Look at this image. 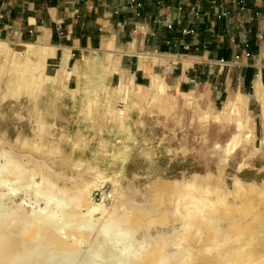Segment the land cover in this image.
<instances>
[{"label": "rangeland", "instance_id": "374dc122", "mask_svg": "<svg viewBox=\"0 0 264 264\" xmlns=\"http://www.w3.org/2000/svg\"><path fill=\"white\" fill-rule=\"evenodd\" d=\"M54 60L46 61L31 43L0 41V163L4 161L1 152L7 151L25 169L49 165L50 171L62 174L53 176L57 184L67 187L100 172L103 183L92 189L90 197L107 209L122 199L125 204L153 202L158 211L168 208L171 212V196L156 190L160 181L209 175V186L226 192L239 178L257 185L244 192L262 198L256 209L264 211V87L238 89L239 73L225 72L211 88L200 86L183 93L165 89L156 94L152 87H134L125 75L121 87L110 92L97 90L91 79L95 87L88 96L71 82L67 88ZM232 142L234 147L228 149ZM34 181H41L40 174ZM114 183L122 190L119 198ZM7 184H17L18 189L0 198V220L20 202L27 210V202L35 199L44 206L46 189L35 196L34 185L26 180ZM226 200L238 205L241 197L228 194ZM55 202L56 196L48 207ZM231 214L238 220L242 217L238 212ZM100 216V212L94 214V218ZM174 218L133 233L117 225L105 227L97 236L80 240L73 252L39 249L34 259L42 264H127L131 252L148 245L147 236L182 233L181 221ZM220 225L226 227L227 220ZM255 236L261 241L257 248L264 262V227ZM182 243L164 246L172 253ZM192 244L198 245L197 240ZM107 246H112L111 255L104 253Z\"/></svg>", "mask_w": 264, "mask_h": 264}, {"label": "crops", "instance_id": "0c3cea01", "mask_svg": "<svg viewBox=\"0 0 264 264\" xmlns=\"http://www.w3.org/2000/svg\"><path fill=\"white\" fill-rule=\"evenodd\" d=\"M0 41L31 43L88 96L91 79L110 92L125 75L177 93L225 72L238 89L264 87V0H0Z\"/></svg>", "mask_w": 264, "mask_h": 264}, {"label": "bare ground", "instance_id": "6f19581e", "mask_svg": "<svg viewBox=\"0 0 264 264\" xmlns=\"http://www.w3.org/2000/svg\"><path fill=\"white\" fill-rule=\"evenodd\" d=\"M165 83L158 76L152 77L151 87L156 94L165 91ZM264 96V92L261 93ZM241 98V97H239ZM234 142L228 149L234 147ZM4 161L0 163V198L16 193L18 185L7 184L17 180H26L34 185V195L41 194L43 188L48 194L44 206L38 199L20 202L12 211L0 220V264H42L35 255L39 249L70 253L78 248V242L97 236L105 227L117 225L119 230L133 233L139 228H148L153 223H165L170 217L181 221L182 233L173 232L166 236L159 234L154 238H145L147 246L131 252L127 264H263L259 247L261 243L256 230L264 227V211L256 209L262 198L248 197L244 190L256 189L255 183L244 182L235 178L229 191L214 190L209 186V175L196 176L184 181H160L156 190L166 193L173 199V211L166 208L158 211L157 204H125L122 199L117 206L107 207L93 202L90 193L93 188L103 183V176L95 172L90 180L59 186L50 171L49 165L37 164L32 169H25L18 158L7 151H2ZM40 174L41 181L35 182L34 176ZM58 191V193L56 192ZM114 193L121 197L122 190L114 183ZM216 193V196H213ZM228 194L241 197L240 204L229 203ZM56 196L54 206L48 207L49 200ZM60 198V199H59ZM160 198H156L158 201ZM24 201V200H23ZM100 212L101 216L94 218ZM241 214L238 220L232 215ZM253 215L248 220L247 216ZM227 220L226 227L220 221ZM247 235V237H246ZM264 237V236H263ZM196 239L198 245H193ZM264 239V238H263ZM182 240V247L174 252L165 249V243L176 244ZM112 246H107L105 255L112 254Z\"/></svg>", "mask_w": 264, "mask_h": 264}, {"label": "built area", "instance_id": "2783aa9c", "mask_svg": "<svg viewBox=\"0 0 264 264\" xmlns=\"http://www.w3.org/2000/svg\"><path fill=\"white\" fill-rule=\"evenodd\" d=\"M221 14H224V12L221 11ZM157 22H158V23H166V21H165V20H162V19H158ZM246 55H247V54H246ZM220 62H221V64L225 65V62H224V61H220Z\"/></svg>", "mask_w": 264, "mask_h": 264}]
</instances>
